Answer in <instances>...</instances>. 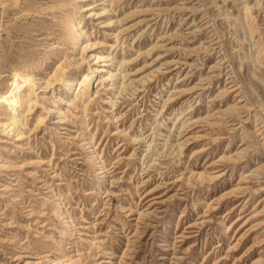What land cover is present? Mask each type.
Returning <instances> with one entry per match:
<instances>
[{
  "label": "rangeland",
  "instance_id": "rangeland-1",
  "mask_svg": "<svg viewBox=\"0 0 264 264\" xmlns=\"http://www.w3.org/2000/svg\"><path fill=\"white\" fill-rule=\"evenodd\" d=\"M19 75L0 264H264V0H0Z\"/></svg>",
  "mask_w": 264,
  "mask_h": 264
},
{
  "label": "bare ground",
  "instance_id": "bare-ground-1",
  "mask_svg": "<svg viewBox=\"0 0 264 264\" xmlns=\"http://www.w3.org/2000/svg\"><path fill=\"white\" fill-rule=\"evenodd\" d=\"M50 7H55V6H50ZM78 9H79V6H78ZM88 13H90V12L88 11ZM64 25H65V28H67L66 34H67V36H69L70 40L72 42H74L75 40L77 41L82 30L80 27V23L77 20L73 19V16H72L70 10H68V12H67V18L64 21ZM66 39L68 40V38H66ZM97 57H99V55ZM97 70H98V68H97ZM93 73H95V69L91 70V72L86 74L82 79L80 78L81 80L77 81L76 84H80V85L82 84L83 90L89 88L90 76L93 75ZM60 80H61V83L66 88H71V86H73V84H74L72 78H67L64 75L60 78ZM32 85H33V81H32V79L27 77V75H21V76L19 75L18 77L14 76L13 79L10 81L9 88L6 90L5 93L0 95V103L3 107V111L8 114V118H7L8 122L2 123V124L5 125V127L9 126V131L10 130L12 131V129L17 128V125L19 124L18 123L19 108L22 105L24 106V109L29 110L31 108L30 107L31 103L34 100H30V98L28 96V88L29 89L32 88ZM26 89H27V91H25ZM78 91H80V87H78L77 93H78ZM41 119L37 118L36 122H40ZM1 120H2V118H1ZM4 122H5V120H4ZM0 124H1V122H0ZM5 127L3 128V130H6ZM9 131H7V132H9Z\"/></svg>",
  "mask_w": 264,
  "mask_h": 264
}]
</instances>
